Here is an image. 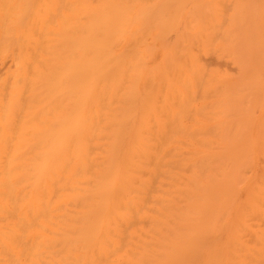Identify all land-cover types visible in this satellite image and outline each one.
Here are the masks:
<instances>
[{
  "label": "bare ground",
  "instance_id": "obj_1",
  "mask_svg": "<svg viewBox=\"0 0 264 264\" xmlns=\"http://www.w3.org/2000/svg\"><path fill=\"white\" fill-rule=\"evenodd\" d=\"M251 1L247 49L216 43L233 22L196 3L154 52L147 33L183 12L164 1L0 0V264H264Z\"/></svg>",
  "mask_w": 264,
  "mask_h": 264
},
{
  "label": "rangeland",
  "instance_id": "obj_2",
  "mask_svg": "<svg viewBox=\"0 0 264 264\" xmlns=\"http://www.w3.org/2000/svg\"><path fill=\"white\" fill-rule=\"evenodd\" d=\"M132 1H135V0H132ZM140 2V0H137V2ZM144 1V0H143ZM158 1L159 0H151V2L148 0H145L144 2H140V4H141V6L144 8V7H149V5L151 4L152 6H153V8L151 9V7L150 8H147L148 10L150 9V11L149 12H152V10L154 9L155 11L158 9V7H154L155 5L156 6H158V5H160V6H162L161 5V3H163V1L165 2V3H163V4H165V7L166 8H168L170 11H172V12H176V13H174L175 15L173 16V18H178L177 16H179V15H181V16H179V20L176 22L177 24H176V26H174V25H172L173 27H174V29L172 30V31H167L166 30V32H167V34L165 33V36L164 35H161V33H162V31L164 30H162L161 31V33H159V36H158V40L156 39V40H154L155 38H157L156 36H157V34H156V32L154 31V30H152V32L150 31L149 33H147L148 34V36H145L146 38L144 39V41H146L145 42V47L146 46H148V47H150L151 46V48H152V46H154L155 48L153 49H151V48H149V49H151L152 51L154 50V52H158V51H160L164 46L162 45V44H164L165 42H171L172 40H174V37H175V35H176V33H178V31H179V28H180V30H183L184 29V23H185V18L187 19L188 17V15H189V13H192L191 11H192V7L194 6V5H196V3H197V5L196 6H199V7H197L196 8V6H194L195 8H196V10H194V11H196L195 13H198V14H196L197 16H195V17H197V18H203L204 16H202L203 14H201V12L202 13H204V12H207L206 10L204 11V8H202V10L204 11H202L201 10V8L200 7H202V5L204 6V5H207V3L209 4V10L211 9V8H213V9H215L214 11H212V10H210V12L212 11V14L214 15V18H221V20L223 21H226V23H230V22H227L228 20L229 21H231V22H233V24L231 25V28L227 31V32H225V31H223V30H225V29H223V30H221L222 28H219V30L216 28L215 30H209L208 32H209V34H210V37H214V38H216L217 40L215 41L216 43H219V44H221V42H222V44H225V49H232V47H233V49H241L242 47V49H247V45L245 44L246 43V41L248 40V39H250L251 38V36H252V25H250L249 26V24H251L252 23V19H254V18H252V16H251V13L252 12H250V11H252L251 10V8H250V6H252V1L251 0H246V2H244V0H230L229 2L226 0H221L222 1V3L219 1V0H212L213 1V3H212V7H210V4H211V0H174L175 2H176V7L174 6L175 5V3H174V1H171V3H170V5H171V7L172 8H169L170 6L168 5L169 4V0H167L168 2H166V0H162V2H161V0L159 1V3H158ZM200 1V2H199ZM208 1V2H207ZM232 1V3L231 4H233L232 6H231V10L228 8V6L225 8V9H229L228 10V14H227V12H224L223 11V6H225V4H229L230 2ZM138 2V3H139ZM146 2L148 3V4H146ZM224 2H226L225 4H224ZM251 2V3H250ZM154 3V4H153ZM168 3V4H167ZM179 5H181L179 8V10L178 11H176L177 9L176 8H178V4ZM184 3H186V4H184ZM206 3V4H205ZM248 3H249V5H248ZM172 4H174V5H172ZM242 4L244 5V8H243V12H244V14L245 15H243V13H241L242 15H243V17L240 15V12H242L241 10H242ZM251 4V5H250ZM214 5V6H213ZM220 5V6H219ZM223 5V6H222ZM236 5V6H235ZM247 5L249 6V9H248V7H247ZM169 6V7H168ZM208 6V5H207ZM233 6H235L234 8H233ZM229 7H230V5H229ZM247 7V8H246ZM165 8V9H166ZM185 8V9H184ZM241 8V9H240ZM184 9V10H183ZM190 9V10H189ZM205 9H206V7H205ZM207 9H208V7H207ZM246 9V10H245ZM208 10V11H209ZM220 10V11H219ZM240 10V11H239ZM144 11H147V10H145L144 9ZM143 11V12H144ZM155 11H153V13H149V14H151L152 15V17H153V14H154V12ZM180 11H183L182 12V14H179V13H181ZM227 11V10H226ZM234 11V12H233ZM237 11V13L235 14V12ZM246 11H248V12H246ZM142 12V11H141ZM189 12V13H188ZM209 12V13H210ZM223 12L224 13H226L227 14V17H226V15L224 16V18L222 17V14H223ZM239 12V13H238ZM246 12V13H245ZM147 14V16H145V17H143V14H141L142 15V17L141 18H146V17H148V11L147 12H144V14ZM194 13V12H193ZM248 13V14H247ZM179 14V15H178ZM210 15V16H208L209 18H213V15ZM218 14L220 15V17L218 16ZM195 15V14H194ZM194 15H192L191 16V18H195L194 17ZM207 15V14H206ZM224 15V14H223ZM248 15H249V17H248ZM235 16V17H234ZM170 17H171V15H170ZM190 17V16H189ZM227 19H226V18ZM148 18H151V16H149ZM169 18V17H168ZM172 18V17H171ZM207 18V17H206ZM223 18V19H222ZM229 18V19H228ZM231 18V19H230ZM262 22V28H261V31H260V33L262 32L263 34H261L262 35V37L264 38V18H259ZM234 20V21H233ZM251 20V21H250ZM223 21V22H224ZM240 21V22H239ZM251 22V23H250ZM225 23V22H224ZM237 24V25H236ZM171 26V27H172ZM237 26H238V28H237ZM168 28V27H167ZM169 28H170V26H169ZM237 29H238V32H237ZM220 30H221V35H220ZM248 30H250L249 31V33H248ZM165 31V30H164ZM219 31V32H218ZM222 31L225 33L224 35H223V33H222ZM233 31V32H232ZM179 32H181V31H179ZM183 32V31H182ZM208 32H206L207 34H208ZM217 32V33H216ZM227 33V34H226ZM231 33H233V34H231ZM235 33V34H234ZM246 33H248V34H246ZM153 34H155V35H153ZM164 34V33H163ZM209 34H208V36H209ZM242 34H243V36H242ZM153 35V36H152ZM229 36L228 38H227V36ZM238 35H240V36H238ZM248 35V36H247ZM220 36H222V38L220 37ZM226 36V38H227V40H226V38H224ZM153 37H155L154 39H153ZM160 37H162V38H160ZM196 37H198V35L196 36ZM212 37V38H213ZM240 37L242 38V39H240ZM169 38V39H168ZM231 38V39H230ZM153 39V40H152ZM229 39V40H228ZM232 39H234V42L235 43H232V44H230V45H228L227 44V42H232L233 40ZM237 39V40H236ZM164 40V41H163ZM215 40V39H214ZM236 40V41H235ZM220 41V42H219ZM236 42H239L238 44H236ZM241 43V44H240ZM236 44V45H235ZM240 44V45H239ZM232 45V46H231ZM236 46V47H235ZM239 46V47H238ZM193 47H195V46H193ZM191 48V49H194V48ZM197 48L198 47H201V46H196ZM195 47V48H196ZM219 47H220V49L222 48V47H224V46H222V45H219ZM227 47V48H226ZM229 47H231V48H229ZM147 48V47H146ZM211 48V47H210ZM148 49V48H147ZM212 49V48H211ZM222 49H224V48H222Z\"/></svg>",
  "mask_w": 264,
  "mask_h": 264
}]
</instances>
